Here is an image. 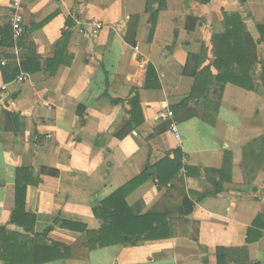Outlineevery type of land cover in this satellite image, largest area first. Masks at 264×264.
I'll return each instance as SVG.
<instances>
[{
	"label": "crops",
	"instance_id": "1",
	"mask_svg": "<svg viewBox=\"0 0 264 264\" xmlns=\"http://www.w3.org/2000/svg\"><path fill=\"white\" fill-rule=\"evenodd\" d=\"M148 1L0 0V40L11 36L16 2L25 25L24 49L0 47V250L11 235L37 234L43 245L71 248L44 264H264V227L253 229L260 216L264 226V149L247 150L264 137V0H166L151 43ZM225 14L244 20L251 92L232 83L220 92L225 69L215 65L213 38L226 29ZM134 16L136 46L125 40ZM92 21L104 28L87 38L79 26ZM31 52L43 71L22 70ZM190 55L199 57L190 65L199 63L197 79L183 74ZM56 56L52 75L44 64ZM22 74L28 81L19 83ZM167 111L180 140L161 120ZM176 151L183 169L166 180ZM21 169L40 181L25 199L35 233L12 223ZM146 172L126 203L134 216L155 215L144 224L166 239L91 250L86 233L54 227L44 236L58 218L101 234L93 209ZM250 229L262 237L249 244Z\"/></svg>",
	"mask_w": 264,
	"mask_h": 264
},
{
	"label": "trees",
	"instance_id": "2",
	"mask_svg": "<svg viewBox=\"0 0 264 264\" xmlns=\"http://www.w3.org/2000/svg\"><path fill=\"white\" fill-rule=\"evenodd\" d=\"M201 4H209L210 0H199ZM166 9V0H149L147 3V14L150 15L151 21V32L149 42L153 41V36L156 31L157 20L159 14ZM140 20V16H134L131 18V24L129 25V29L125 40L128 44L132 46H136V38H137V23ZM225 22L226 29L224 33L220 35H215L214 40V51L216 55L215 65L219 67V69H225V77L218 79L220 83V92L222 93L224 86L226 83H232L238 87H241L245 90L252 91L254 90L253 85H251L250 78L246 75L245 68L248 66V56L245 55L246 49L245 44L248 39V33L246 26L244 25L243 18L238 15H227L225 14ZM68 28H73L74 24L68 21ZM10 38L6 40H0V47H19L24 49V44L22 40L16 42L13 37V31L10 27L8 32L10 33ZM257 31L260 36V42L264 41V26H257ZM68 34H70L68 32ZM65 34L66 36H69ZM32 53V52H31ZM33 57H30L27 61H25L21 66L22 70L25 72L31 71H43L42 68V59L40 56L33 52L31 54ZM45 61L44 70L49 71L52 75H55L58 66V58ZM199 57L190 55L189 62L187 66L184 68L183 74L187 76H192L197 79V63L195 67L190 70V65L192 62H198ZM233 66H237L240 69L239 75H235L237 73L233 72ZM231 69L232 72L229 71ZM262 81L264 85V63H262ZM234 73V74H233ZM20 70H16L14 73V77L19 76ZM218 93V92H217ZM221 95V94H220ZM219 96V99L221 96ZM191 99L184 100L180 107L183 108L187 105V103ZM135 104L138 105V100L135 101ZM168 128H166L167 130ZM262 144V148L264 149V137L260 140L256 141L254 144L249 145L247 150H253L256 144ZM182 158L183 154L180 151H176L175 159L177 165L175 169L173 167V172L171 177L166 180H170L174 176H176L181 169L182 166ZM166 163H172V160H165ZM31 170L21 169L18 172V179L16 185V206L14 209L13 221L12 223L24 228L28 233H35V218L31 215H28L25 210V199H26V191L28 186L35 185L37 186L40 181L33 179L30 174ZM24 174H26V178H24ZM29 174V175H28ZM148 176V172L144 173L143 176L137 178L133 182L129 183L127 186L121 188L116 191L110 198L103 201L99 206L93 209L94 215L97 219L102 221L103 227L101 230V234L87 231L86 227L80 225L66 222L65 220L56 219L54 221V225L45 232V235L54 228L61 227L63 229L77 231L81 233H86L89 240L87 246L94 250L96 248H105L111 245L116 244H128L131 246H137L141 243L147 241H156L158 239H166L165 236L161 234H156V230H153V227L150 224L147 226L144 224L145 222L150 221V219L154 218L155 215L150 214L144 217L134 216L133 211L126 203V197L134 190L135 187L139 186L143 183ZM162 181V177H160ZM221 191L217 190L214 195H218ZM208 194L204 193L197 197V200L201 202ZM187 203H189L187 201ZM190 204V203H189ZM193 209V205H190V211ZM263 216L258 217V219L254 223V228L262 229L263 226ZM142 225L141 227H137L138 225ZM164 230H168V225L163 226ZM250 229L248 232L247 242L253 243L255 241H259L262 237V233H259L257 237H252V230ZM103 233L107 234L104 235ZM43 236L35 235L34 239H25V241L21 240V237H17V235L9 236L7 240V246L5 249L0 250V258L6 261V264L16 263V264H44L48 262L57 261L60 259H65L69 256L71 248L62 244L53 243L52 246H47L46 244H41ZM62 251H65L62 253ZM221 264V262H220Z\"/></svg>",
	"mask_w": 264,
	"mask_h": 264
},
{
	"label": "built area",
	"instance_id": "3",
	"mask_svg": "<svg viewBox=\"0 0 264 264\" xmlns=\"http://www.w3.org/2000/svg\"><path fill=\"white\" fill-rule=\"evenodd\" d=\"M15 12L11 16V28L13 31V37L16 42L21 40L25 34V25H24V19L22 15V6L20 2H16L14 4ZM104 25L101 22L98 21H92L88 24H81L79 26V32L83 36L87 38H95L99 33L103 30ZM18 51H21L22 49L17 47ZM2 65H5V61H2ZM17 81L19 83L27 82L28 77L25 74H22L20 77H18ZM6 85L0 86V91L6 90ZM161 120L164 122H168L170 124L168 132L175 136L177 140H180V134L178 131V125L175 120V114L174 112H165L161 115Z\"/></svg>",
	"mask_w": 264,
	"mask_h": 264
}]
</instances>
